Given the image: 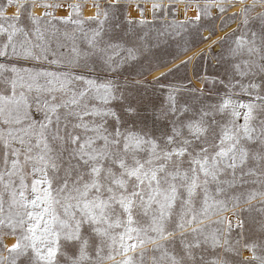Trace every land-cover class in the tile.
I'll use <instances>...</instances> for the list:
<instances>
[{"label": "snow or ice", "instance_id": "snow-or-ice-1", "mask_svg": "<svg viewBox=\"0 0 264 264\" xmlns=\"http://www.w3.org/2000/svg\"><path fill=\"white\" fill-rule=\"evenodd\" d=\"M0 264H264V0H0Z\"/></svg>", "mask_w": 264, "mask_h": 264}]
</instances>
